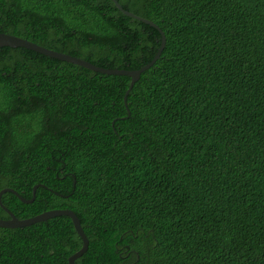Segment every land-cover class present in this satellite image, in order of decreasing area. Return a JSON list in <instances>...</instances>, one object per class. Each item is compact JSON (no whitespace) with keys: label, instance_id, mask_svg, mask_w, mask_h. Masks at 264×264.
<instances>
[{"label":"trees","instance_id":"16d2710c","mask_svg":"<svg viewBox=\"0 0 264 264\" xmlns=\"http://www.w3.org/2000/svg\"><path fill=\"white\" fill-rule=\"evenodd\" d=\"M118 2L167 39L127 106L126 76L0 47V192L52 190L4 206L75 212L76 264H264V0ZM0 32L126 71L162 43L113 0H0ZM82 247L66 216L0 228V264H69Z\"/></svg>","mask_w":264,"mask_h":264},{"label":"water","instance_id":"95a60500","mask_svg":"<svg viewBox=\"0 0 264 264\" xmlns=\"http://www.w3.org/2000/svg\"><path fill=\"white\" fill-rule=\"evenodd\" d=\"M116 7L123 12L125 15L137 19L147 25H150L151 27L155 28L162 36V43L160 46V49L158 51V53L156 54V56L154 57V59L147 64L146 66H144L143 68L136 70V71H126V70H119V69H106V68H102V67H98L88 61H85L81 58L78 57H74V56H70L64 53H60L57 51H53L50 50L48 48L42 47L40 45H37L29 40L14 36V35H10V34H6V33H1L0 32V47H13V48H18V47H22V48H26L32 51H35L37 53L43 54L45 56L60 60V61H64L65 63H72L81 67H84L85 69H88L90 71H93L95 73H100V74H105V75H115V76H126L128 78H130L131 84L129 89L126 91L125 94V104L127 106V101H128V96L131 92V90L133 89L134 85L136 84L137 80L139 79L140 75L142 73H144L145 71H147L148 69H150L152 66L155 65V63L160 59L165 47H166V35L165 33L162 31V29L155 24L154 22L148 20V19H144L140 16H137L129 11H126L121 4L118 2V0H113ZM76 186V182L74 183ZM39 187H43L48 189L47 187H45L44 185H37L34 188V198L32 200H26L25 198L21 197L18 192L14 189L11 188H7V189H3L0 192V207L3 208L9 215V219H0V228H8V229H19V228H25V227H30L33 226L35 224L38 223H42V222H46L50 219H54L57 217H69L73 224L74 227L77 231V233L79 234V236L81 237V239L83 240V247L81 248V250H79L77 253L73 254L68 262L69 264H76V260L79 259L81 256H83L88 248H89V239L87 237V235L84 232V229L82 227L81 221L78 218V216L76 215L75 212H73L72 210L69 209H55V210H51V211H47L44 212L40 215H37L35 217L32 218H28V219H19L15 216L14 213H12L9 209H7L3 202H2V197L4 194L6 193H13L14 195H16L20 201H22L25 204H30L33 203L35 198H36V191ZM49 191H52L51 189H48Z\"/></svg>","mask_w":264,"mask_h":264}]
</instances>
